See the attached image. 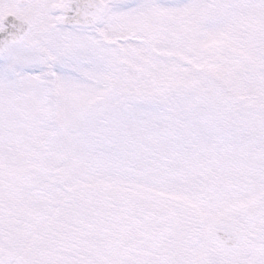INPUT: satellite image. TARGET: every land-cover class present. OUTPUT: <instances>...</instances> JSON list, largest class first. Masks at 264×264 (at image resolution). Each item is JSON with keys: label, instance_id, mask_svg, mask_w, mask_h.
Returning <instances> with one entry per match:
<instances>
[{"label": "snow or ice", "instance_id": "1", "mask_svg": "<svg viewBox=\"0 0 264 264\" xmlns=\"http://www.w3.org/2000/svg\"><path fill=\"white\" fill-rule=\"evenodd\" d=\"M0 264H264V0H0Z\"/></svg>", "mask_w": 264, "mask_h": 264}]
</instances>
